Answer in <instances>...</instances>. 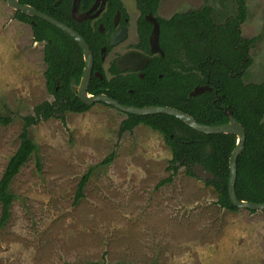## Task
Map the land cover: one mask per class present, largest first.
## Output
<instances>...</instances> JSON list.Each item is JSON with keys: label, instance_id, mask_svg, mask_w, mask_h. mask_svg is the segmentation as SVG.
Returning a JSON list of instances; mask_svg holds the SVG:
<instances>
[{"label": "rangeland", "instance_id": "374dc122", "mask_svg": "<svg viewBox=\"0 0 264 264\" xmlns=\"http://www.w3.org/2000/svg\"><path fill=\"white\" fill-rule=\"evenodd\" d=\"M245 39H256L245 83L264 82V0H246ZM209 8L214 23L237 16L238 0H162L159 15ZM0 0V179L20 146L24 117L47 91L44 45ZM127 114L98 103L84 113L29 128L38 147L13 180L15 199L0 229V264H264V213L230 212L200 178L179 169L163 136L139 125L120 132ZM112 153L108 164L104 161ZM38 161L40 169H38ZM84 197L75 203L82 177ZM2 207L0 204V216Z\"/></svg>", "mask_w": 264, "mask_h": 264}, {"label": "trees", "instance_id": "16d2710c", "mask_svg": "<svg viewBox=\"0 0 264 264\" xmlns=\"http://www.w3.org/2000/svg\"><path fill=\"white\" fill-rule=\"evenodd\" d=\"M55 1L57 0H19L21 4L29 5L70 27L71 24L66 19L69 18L71 0H62L57 6H54ZM137 1L140 10L146 14L154 13L161 0H155L150 9L142 7L140 4L142 0ZM247 15L246 0H238L237 16L228 19L223 25L214 23L209 8L176 14L170 21H162L165 27L174 28L179 24L182 28L185 50L182 85L178 86L174 74H167V78L151 82L149 88H133L134 93L130 94L131 85L125 80H120L115 81L114 84L126 100L110 97L121 105L131 107L174 108L190 115L199 124L207 126L227 124L229 118L224 110L229 107L233 116L244 126L247 134L244 151L237 161L235 184L237 197L242 201L264 204V82L245 83L243 79L252 64L250 51L256 42L255 38L242 37L241 25L247 19ZM15 19L30 25L34 42L44 45L46 88L54 97V101L39 104L34 108L33 115L23 118L20 146L11 157L0 179L2 207L0 229L8 223L15 199L10 192L11 184L22 167L38 152V147L30 138L29 128L40 121L56 117L62 118L65 122L67 113H84L91 107L76 97L71 88L72 79L79 81L84 68L79 45L63 31L39 18L16 11ZM166 42V46H173L174 41L169 33ZM204 86L211 88L212 91L190 97V93L196 87ZM88 92L92 95H101L104 90L96 88L91 82ZM126 116L120 128L121 133L132 132L135 127L144 125L160 133L170 149L172 159L169 170L172 173L159 183V187L171 184L181 168L185 169L187 176L197 178L195 166L199 164L216 177L214 181L204 182L206 186L215 189L219 207L230 212L239 210L232 204L228 190L229 160L237 145L236 135L203 134L182 121L164 114ZM11 122L10 117H0L1 126H8ZM114 156L115 153H112L103 164H108ZM37 166L40 169L39 161ZM89 178L90 172L82 177L75 203L84 197L83 192Z\"/></svg>", "mask_w": 264, "mask_h": 264}, {"label": "flooded vegetation", "instance_id": "af4514ba", "mask_svg": "<svg viewBox=\"0 0 264 264\" xmlns=\"http://www.w3.org/2000/svg\"><path fill=\"white\" fill-rule=\"evenodd\" d=\"M57 1L54 6L62 2L56 4ZM154 3L155 0H142L140 4L150 9ZM161 3L162 0L158 2L154 13L144 14L137 0H79L78 12L72 16L71 0L69 18L66 20L85 40L92 54L88 91L93 82L96 88L104 90L101 95L126 100L114 84L115 81H127L131 85L129 93L133 94V88H149L151 82L167 78V74H174L178 86L182 85L185 55L182 28L179 24L174 28L164 26L162 21H170L175 15L169 19L160 17ZM168 33L174 41L171 47L166 46ZM156 34L159 37V49L152 47V39ZM82 55V75L79 81L72 79L79 86L85 71L83 50ZM121 63L127 67L126 70L120 68ZM73 93L78 97L77 92Z\"/></svg>", "mask_w": 264, "mask_h": 264}, {"label": "water", "instance_id": "95a60500", "mask_svg": "<svg viewBox=\"0 0 264 264\" xmlns=\"http://www.w3.org/2000/svg\"><path fill=\"white\" fill-rule=\"evenodd\" d=\"M8 6L15 11H20L23 14H26L31 17L39 18L43 21L48 22L52 26L58 28L59 30L63 31L65 34L70 36L83 50L84 57H85V71L83 78L81 80V85L79 86L75 81L72 82V91L78 93V98L86 105L93 106L96 103H102L108 105L120 112L130 115L136 116H150V115H169L172 116L180 121H182L187 126L191 127L192 129L207 135H215V134H234L237 137V145L234 151L231 154L229 160V168H230V177L228 183V190H229V198L232 204L239 208L244 209L252 212L261 211L264 212V204L263 203H252L248 201L239 200L235 190V184L237 179V161L239 156L243 153L245 142H246V130L244 126L238 122V120L233 116V112L229 109V107L225 108L224 112L225 115L229 118V122L224 125L219 126H207L199 124L193 117L190 115L179 111L174 108L170 107H144V108H137L131 107L126 105H121L118 101L106 96V95H91L88 93V86L92 74V54L89 50V47L85 40L72 28L67 26L64 23L59 22L58 20L37 11L35 8L24 5L19 2V0H6ZM61 2L58 0L56 4ZM78 5L79 0H73V8H72V16L78 12ZM158 30V29H157ZM152 47L153 49H159V37L158 34L155 35L154 40L152 39ZM120 68L122 70H126V66L120 64ZM206 91H211V88L204 86V87H196L191 93L190 97H196L205 93ZM195 176L197 178L202 179L203 181H214L216 179L215 175L207 172L203 166L196 165L195 166Z\"/></svg>", "mask_w": 264, "mask_h": 264}]
</instances>
